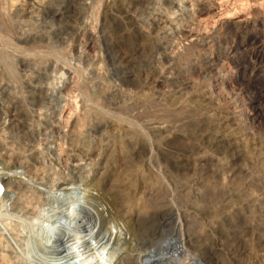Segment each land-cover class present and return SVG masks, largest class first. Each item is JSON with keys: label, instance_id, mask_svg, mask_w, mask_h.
<instances>
[{"label": "rangeland", "instance_id": "obj_1", "mask_svg": "<svg viewBox=\"0 0 264 264\" xmlns=\"http://www.w3.org/2000/svg\"><path fill=\"white\" fill-rule=\"evenodd\" d=\"M167 1L143 0L142 3L133 4L132 0H82V5H75V0H47L45 7H25L28 9L27 14H21L12 9L15 0H0V10L7 9L10 13L7 20L0 18V37L6 36L12 40L11 47L7 46V54L3 59L0 58V79L8 86L3 100L4 103L9 101L8 93L13 97L22 98L28 114L27 124L32 128L34 126L36 131L40 130V136L28 137L23 135L22 130L21 133L17 129L4 132L0 128V154L5 153L2 147H8L13 150L10 154L21 156L24 158L22 161L32 162V179L45 176L47 182L51 183L67 174L71 175L74 177L73 181L75 180L71 188L74 191L78 189L77 194L81 188L76 179L81 176L75 172V164L70 160V144L66 137V134L71 132L73 122L78 128L75 131H84L86 135L98 119L111 118L133 133H138V128H135L137 120H140L138 123L145 122L147 118L165 122L176 132L175 139L168 142L165 149L167 147V151L175 155L193 145L198 146L203 159L207 161L203 162L207 167L197 164L178 177L179 180H164V174L162 177L158 172L162 163L160 157L159 161H152L153 170L150 169V173H146L143 168V160H137V167L133 171L129 170L127 175L138 181L134 186H137L139 192L146 188L142 193L144 192L145 199L147 197L148 205L152 204V208L149 207L151 210L148 209L153 212L178 205L182 210L186 208L184 211L188 215L189 233L196 239L189 245V250L196 252L204 244L211 249L217 248V256H212V259L204 264H264V55L257 69L252 71L245 68L249 61L254 60L259 50L264 48V0H177L180 11L175 10ZM59 7L63 8V12L56 13ZM122 7L135 16V19L140 20L141 30L147 37L142 36L141 40L139 29L137 31L133 21L125 16ZM182 17L188 22L184 25L182 34L167 37L169 20L179 22ZM68 26L79 30L77 43L81 51L76 56L71 50L76 39ZM29 35L39 36V39L35 41L36 45L23 47L19 44L22 48L29 46L23 52L24 57H29L32 53L35 56L36 53L35 63L38 60L41 66L52 63L46 73L51 76L43 77L41 82L47 89L49 87L52 91H49V94L53 96L42 99L41 102L31 99L33 93L27 85L34 73L18 63L23 59V55L19 45H16V38ZM110 42L124 43L122 46L126 53L132 47L138 48L134 55L131 54L129 62L122 65L123 67L120 66V70L122 68L128 71L136 62L141 64L144 57H153L155 63L161 57V63H156L158 73L169 69L167 79L149 92V96L142 101L144 103L141 102L142 105H137V108L120 110L112 107L121 92L124 93L126 103L136 102L138 96L135 95L136 90L127 92L120 83L116 68L107 52L106 44ZM162 47L166 49L165 55ZM25 53H28V56ZM159 54L161 55L158 56ZM66 68L70 69L71 75L64 76L66 74L62 69ZM60 74H64L61 78L66 77L62 78L64 81L59 78ZM220 75L223 79L219 80L220 85L215 86L213 81ZM174 78L186 86V95L210 91V106L216 113L229 116L230 123L237 129L235 133H240L241 140L237 146L219 142L213 126L209 123V126H206L207 121L198 122L188 113L181 103L182 100L175 99L176 101L167 104L164 102V96L175 91L172 82ZM132 79L133 76H130L125 83H132ZM120 117L122 119H119ZM89 139L92 137L89 136ZM47 143L54 151L57 161H54L51 152L42 148V145ZM29 147L43 149L42 157L31 159ZM231 153L241 155L238 162L240 165L237 166L238 173L234 182L225 186L226 184L221 183L224 172L222 164ZM221 156L223 161H217L216 158ZM143 170L145 177L143 176L142 180ZM206 170L207 174L204 176L203 172ZM249 177L254 179L253 183ZM26 187H22L19 192L21 195ZM26 195L29 196L28 193L25 197ZM17 211L18 209L13 208V211L9 212L11 214L0 217V224L6 223L5 226H9L8 229L0 228V264H38L37 255L43 252L37 248V244L49 231H45L44 237L43 234L37 236V225H34L35 228L27 225L32 220H26V216H22L20 212L18 214ZM47 217L40 220L39 224L47 225ZM244 227L253 228L255 233L244 235ZM146 231L143 234L148 233V230ZM34 239L39 241L35 243ZM234 249L238 254L237 260H232L228 255ZM43 255L47 257L48 254Z\"/></svg>", "mask_w": 264, "mask_h": 264}, {"label": "bare ground", "instance_id": "obj_2", "mask_svg": "<svg viewBox=\"0 0 264 264\" xmlns=\"http://www.w3.org/2000/svg\"><path fill=\"white\" fill-rule=\"evenodd\" d=\"M46 1L47 0H15L12 9L14 12L27 14L28 9L25 7H29V9H41L45 7ZM132 1L133 4H139L143 2V0ZM176 1L177 0H168L167 2L170 4V6H173L175 10H177L179 6ZM74 4L82 5L83 3L82 0H75ZM0 6L2 5L0 4ZM62 9L63 8L61 7L57 8L56 13L60 12ZM122 9L125 16L133 21L136 30L138 31L139 29V37L141 36L142 40V36H146V33L141 30L142 26L140 24V20H137V18L135 19V16L129 14L126 8L122 7ZM9 14L10 13L7 11V9L0 10L1 19L7 20L10 17ZM185 20V18L179 19V22H177V20H169L168 24L170 26L167 37L180 36L183 32L184 25L188 24V22H185ZM180 21L182 23H180ZM72 27L68 26L73 34L71 32L68 33L72 34L76 39L71 49L76 56L81 51L77 43V39L80 34L79 30ZM3 37L5 38L0 37V58L2 59L4 55L7 54V46H10V43L12 42V40L9 39L10 37ZM38 37L39 36L30 35L17 36L15 42L16 45L21 44L24 47V45L35 44V41L39 39ZM122 44L124 43L110 42L106 44V47L112 64L116 68L118 79L120 80V83H122L124 90L127 92L136 90L135 95L138 96L136 102H124V93L121 92L122 94L119 93L117 101H115L114 104L112 103V107L114 108L128 110L137 108L136 106L140 105L141 102L145 100L147 96H149L147 95L149 92L159 85V83L162 84L161 82L167 79L166 74L169 69L166 68L164 71V68H162L164 73H158L159 68L157 67L156 63H161V57L158 58L156 63L155 60H153V57L150 59L149 57H144L145 59L142 58L143 62H141V64L136 62L135 66H132V68L128 71H124L122 68L120 70V66L123 67L122 65H125L127 62H129L131 54L134 55V53L138 51L136 46L129 49L130 51L126 53ZM21 45H19V48L22 50L21 54L23 55V52H25V48L27 46L22 48ZM9 49L11 50V48ZM165 50L166 49L162 47L164 55ZM27 54L26 56H28ZM160 55L161 54L158 56ZM263 55L264 48L259 50L254 60L249 61L245 68L252 71L257 69V65L261 62ZM40 58L43 57L41 56ZM36 60V53L35 56L32 53V55L29 57H24L23 55V59H21L22 63H18L21 64V67L23 65L24 67L28 68H26L28 71L30 69V72L34 73L32 75L34 76L33 78L28 75L30 76V79L28 82H26L28 88L33 93V95L30 96L32 97L31 99H33L35 102H41L42 99H46L47 97L51 96L49 91L50 93L52 91L49 90V87L47 89L46 85L44 86L41 81L43 77L48 78L47 76L49 74L46 75V73L47 70H49L48 68L51 67L52 63H48L46 66H41L39 60L37 63H35ZM43 60L45 59L43 58ZM62 70L65 71L64 74L66 75L62 74L64 76H67V74L71 73L70 69L66 68ZM2 71L4 74V70ZM62 75L60 74L59 78H61L60 76ZM28 76L27 78H29ZM64 76L62 78L65 79L66 77ZM130 76H133V79L131 80L132 83L126 84L125 81ZM222 79L223 77L221 75L215 78L213 81L214 85H220L219 82ZM3 82L2 79H0V128L2 131L4 130L5 132V130L12 131L13 129H17L20 130V133L22 130L24 132L23 135L26 134L28 137L40 136V133H38L40 130L36 131L34 126L32 128V126L27 124L28 114L26 111L27 109L25 108V101L22 100V98L13 97L7 91L9 101L4 103L3 96L6 95L8 86ZM172 82L175 86V91L164 96L166 98V100H164L166 104L168 102L176 101L175 99L182 100L181 103L184 104L185 108H187L188 113L195 117L198 122L202 123L207 121L206 126H209V124L213 126L219 142L225 143L228 146L238 145L239 141L241 140L239 135L240 133H235L237 129L230 123L231 118L229 116L216 113L214 108L210 106V91L189 95L187 93L186 95V86L183 83L180 84L178 80H175V78L172 80ZM106 97L107 96H105V98ZM180 104H178V106ZM119 119L122 118L120 117ZM139 121L137 120L135 124L136 126L133 125L135 128H138V133H133L129 132L127 127L111 118L98 119L92 128L88 130V135L84 134V131L81 130L75 131V129L78 128L77 124L73 122L71 132L66 134V137L70 144L68 150L70 152V160L75 164V172H78L79 176H81V178L76 179V182L80 183L81 188V191H79L77 194L76 192L78 189L77 191H74V189L71 188V185L75 183V180L73 181L74 177L72 178L71 175L67 174V176L61 179H56L51 183L47 182V178L45 176L38 178L35 176L36 178L33 177L34 179H32L31 175L33 163L29 160L22 161L24 158L21 156L10 154V152L13 151L11 148L2 147L5 153L0 154V217L11 214L9 212H12L13 208H16L18 209V214L20 212V214L22 213V216H26V220H32L28 222L27 225H37V232L34 230L37 236H42L43 234L44 237L45 231H49V234L46 235L47 237L45 236L46 238L41 237L44 239V241L41 239L40 241L38 240V242L36 239H34V241H36L35 243L38 242L37 248L41 250L43 254H48L47 257H45V255L42 253L41 255H37L39 256L37 260V262L39 261L38 264H204L206 261H210L212 256H217V248L211 249L207 246V244L205 246V242L203 243L204 246L199 248L196 247L198 248V251L193 252L190 251L191 249L189 250V245L194 243L193 240L195 241L196 239H193L194 236L192 238L189 233L190 224L187 220L188 215L184 211L186 208L182 210L181 208H178L180 206L178 205L177 207L171 206V208L162 209L160 206H158L160 209L158 207L157 208L160 211L154 210L155 212H151L150 210L152 208V204L150 203L151 205H148V200L146 201L147 197L145 199L144 192L142 193V191L146 188H142L143 190L139 192L140 190L136 188L137 186H134V183L138 181L127 175L129 174V170L133 171V169L137 167V163L135 162L139 159L143 160V168L146 170V173H150V169L153 168L151 166L152 161H159L160 157L162 163L159 165V174L162 175V177L164 174V180L166 178L177 180L178 177L185 174L186 171L192 169L197 164H203L205 166L204 163L207 161L203 159L204 156L200 147L193 145L182 152L180 151V154L178 153L172 155L169 153V151H167V147L165 149V146H167L168 142H171V140L176 136L175 129L165 122L155 121L153 119L147 118L145 122L138 123ZM207 123L209 124L207 125ZM89 136H91L92 139H89ZM201 137L203 138L202 135ZM184 139L186 141L188 140L186 137H184ZM49 145L50 144L48 143L44 144L42 145V148H46L48 152H51V156H53L54 161H57V157ZM28 149H30L31 159H38L42 157L41 151L43 149H35L31 147ZM14 158L16 161H12ZM222 158L223 156L216 159L217 161H223ZM240 159V154H232L227 158L226 162L222 164L224 166V172L223 177L221 176V183L224 185L226 184L225 186H227V183H230L231 185L234 182V179L238 173L237 166L240 165L238 163L240 162ZM206 174L207 170L203 172L204 176ZM144 175L145 171L143 170L141 176L142 180L145 177ZM250 180L251 183H253L252 180L254 179L252 177ZM230 185L228 184V187ZM24 186L26 189L22 191L21 195L19 192ZM168 187L167 189H169ZM27 193L29 196L26 195L27 197H25V194ZM155 206H157V204L153 207L156 208ZM45 216L49 217V220H47L48 224H39L40 220L45 218ZM3 221L4 223L6 222L5 219ZM1 224L0 228L5 229L8 226H5L6 223L5 225ZM30 229L31 228H29V230ZM252 229L244 227V235L249 233L254 234L255 230ZM146 230H148V233L143 234ZM228 255L231 256L232 260L238 259V254L235 249L230 251ZM32 256L34 255L32 254ZM238 264L240 263L238 262Z\"/></svg>", "mask_w": 264, "mask_h": 264}]
</instances>
